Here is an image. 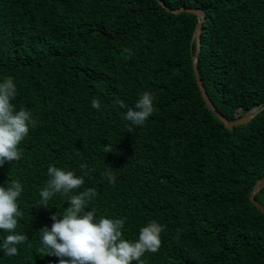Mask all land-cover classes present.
I'll return each mask as SVG.
<instances>
[{
	"label": "trees",
	"instance_id": "1",
	"mask_svg": "<svg viewBox=\"0 0 264 264\" xmlns=\"http://www.w3.org/2000/svg\"><path fill=\"white\" fill-rule=\"evenodd\" d=\"M163 5L203 10L196 70L221 115L264 103V0H0V82L13 78L12 103L36 121L20 160L0 166V186L22 184L16 232L29 238L15 256L0 249V264H58L42 251L40 230L88 188L97 195L85 211L124 218V239L138 240L153 220L163 226L160 249L143 264H264V213L249 199L264 177V108L223 125L192 65L200 16ZM144 91L154 111L137 126L124 116ZM50 166L85 182L44 207ZM254 197L264 205V186ZM7 235L0 230V245Z\"/></svg>",
	"mask_w": 264,
	"mask_h": 264
},
{
	"label": "clouds",
	"instance_id": "2",
	"mask_svg": "<svg viewBox=\"0 0 264 264\" xmlns=\"http://www.w3.org/2000/svg\"><path fill=\"white\" fill-rule=\"evenodd\" d=\"M16 95L17 87L13 78L5 77L0 82V166L5 162L10 164L20 160L22 151L18 145L28 136L30 126H36L28 109L21 107L16 110L12 103ZM153 101L154 95L144 91L135 107L128 108L124 119L142 126L154 111ZM115 103L125 107L122 100ZM91 105L100 109V101L96 98L92 99ZM110 151L111 146L105 145L104 152ZM86 168V164H81V169L85 170L84 176L89 174ZM47 171L50 178L40 191V206L47 207L49 199L57 193L69 196L85 182L84 176H77L72 170L50 166ZM102 175L107 177L110 184H115L116 177L111 167H106ZM22 191L19 180H13L9 187L0 186V230L8 233L0 249L9 257L17 255V246L29 239L26 234L16 232L17 218L23 217L17 203ZM96 195L95 188H88L69 196L64 213L53 214L51 228L45 225L40 230L44 246L42 251L58 257V264H132L133 261L143 264L141 257L145 252L155 253L160 249L162 225L153 220L140 229L138 240L133 242L124 239V218L110 219L101 216L97 219L95 209L85 211Z\"/></svg>",
	"mask_w": 264,
	"mask_h": 264
},
{
	"label": "water",
	"instance_id": "3",
	"mask_svg": "<svg viewBox=\"0 0 264 264\" xmlns=\"http://www.w3.org/2000/svg\"><path fill=\"white\" fill-rule=\"evenodd\" d=\"M163 7L170 11V12H180V11H189L192 12L194 14H197L200 16V18L197 20L196 24H195V30H194V34L190 39V52H191V59H192V65H193V69H194V74H195V79H196V83L198 85L199 91L203 97V100L206 104V106L216 115V117L222 121L223 125L226 128L231 129L234 125L240 124V123H244L246 121H248L252 116H254L259 110H261L262 108H264V103L257 105L255 107H252L251 109L245 111L242 115H240L239 117H236L233 120H229L226 117H224L223 115H221L215 108L214 104L211 102V100L209 99L207 92L199 78V75L197 73L196 70V65H197V56H198V48H199V26L201 23V19L204 17V13L203 10L196 8V7H184V6H180L178 8H170L166 5H163ZM193 39H195V49L193 50ZM262 186H264V177L258 179L255 184L253 185L251 191H250V195H249V199L250 201L257 207L259 208V210L261 212L264 213V205L259 203L255 197L254 194L256 193L257 190H259Z\"/></svg>",
	"mask_w": 264,
	"mask_h": 264
}]
</instances>
